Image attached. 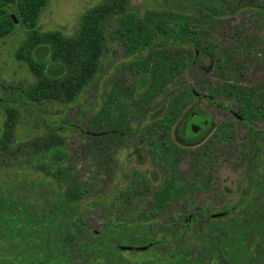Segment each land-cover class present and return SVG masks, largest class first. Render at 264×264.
<instances>
[{
  "label": "trees",
  "instance_id": "obj_1",
  "mask_svg": "<svg viewBox=\"0 0 264 264\" xmlns=\"http://www.w3.org/2000/svg\"><path fill=\"white\" fill-rule=\"evenodd\" d=\"M49 1L0 0V39L17 27L24 29L25 37L14 56L27 65L35 79L33 83L0 82L9 95L0 96L5 113L0 131V167L12 166L29 156H54L56 150H62L65 141L59 128L48 124L43 127V135L15 144L20 118L17 104L36 107L54 102L67 107L76 102L96 82L110 40L117 44L122 59L127 60L115 66L110 90L104 93L102 105L83 128L82 151L91 156L96 171L109 172L115 165L117 147L126 138L139 137L148 142L149 154L154 160L157 158L155 162L166 174L162 185L152 192V202L134 222H106L97 229L76 210L79 202L99 194L93 193V184L77 170L73 155L65 151L64 163L58 166L42 162L40 170L60 186L49 211L22 214L6 208L10 219H23L40 236L37 243L41 253L32 264H264L263 220L254 218L250 230L256 238L245 244L235 231L216 225L221 218L212 217L207 207L184 202L195 188L210 183L212 163L218 158L240 157L247 162L248 175L254 170L258 143L264 138V127L258 124L264 121V83L249 86L244 82L254 48L245 27L226 29V42L215 41L214 33L224 28L229 15L250 11L264 17V0H197L192 4L193 14L171 10L139 14L131 10V0H102L81 16L77 31L69 36L57 30L39 31L38 18ZM40 46L49 48L51 63L61 67L59 74L49 75L47 63L35 58L34 52ZM204 53L209 55L217 79L187 81L186 73L206 69L198 60ZM125 75L130 80L127 86ZM144 76L148 84L135 97L136 82ZM196 86L201 92L195 90ZM203 97L220 107L226 118L216 123L214 131L199 145L181 148L171 139V126L187 101ZM220 99L227 101L226 105L220 104ZM153 101L165 107L163 116L140 132L138 126L132 129L130 118L139 111L142 115ZM192 114L195 112L185 117L182 131L195 136L200 133L191 132ZM238 127L245 130L240 138L236 135ZM183 157L190 159L191 179L187 181L176 173ZM192 178L199 182L190 181ZM144 189L146 184L136 183L122 190L116 197L118 205L125 206ZM173 202L184 203L177 220L163 216ZM2 207L5 209V205ZM234 208L223 210L225 214L220 217ZM60 216L70 222L67 227L59 223ZM54 222L58 228L52 229ZM45 223L51 229L44 230ZM58 229L61 232H55ZM192 231L208 244L209 260L199 249H190L178 241ZM81 235L86 239L83 248L78 249ZM253 242L259 247L255 260ZM136 245L146 246L147 250L128 249Z\"/></svg>",
  "mask_w": 264,
  "mask_h": 264
},
{
  "label": "rangeland",
  "instance_id": "obj_2",
  "mask_svg": "<svg viewBox=\"0 0 264 264\" xmlns=\"http://www.w3.org/2000/svg\"><path fill=\"white\" fill-rule=\"evenodd\" d=\"M102 0H50L40 12L38 18L39 31L57 30L64 35H73L79 25L81 16L91 7ZM197 0H131V10L142 14L146 11L171 10L181 13L193 14L192 4ZM245 27L246 36L253 45L252 61L245 70L244 82L253 86L264 83V17L255 15L250 11L229 15L224 28L214 33L215 41H225L223 32ZM25 37V31L21 27L0 39V82H34L24 62L18 61L14 52ZM34 56L47 63L46 72L49 75H57L61 67L51 63L49 48L38 47ZM122 59L119 48L113 41H108L106 52L101 61V71L97 75L96 82L84 91L76 102L65 107L58 103H44L40 106L24 107L17 104L20 118L16 126L15 144L22 143L43 135V127L48 124L59 128L57 131L64 138L62 150H56L54 156L50 153L43 156H29L12 166L0 167V264H32L35 257L41 253L37 236L31 230V224L19 218L17 222L10 219L6 208L17 213L34 214L48 212L60 186L47 174L40 170V164L46 162L52 166H58L63 162L65 151L70 152L76 159L77 170L84 180L94 186L96 197H90L79 202L76 210L83 218L88 220V225L102 229L108 223L134 222L140 212L152 202V192L160 187L165 178V171L154 157L148 152V142L139 137L126 138L124 143L115 151V165L107 172L105 169H96L92 165L91 156L83 152L81 139L83 128L87 127L90 115L99 110L104 100V93L108 92L114 79L115 66ZM200 63L206 69H195L185 74V79L191 83L200 82L203 78L216 80L213 67L208 54L198 57ZM125 85L130 82L129 75H125ZM148 84L147 77H141L136 82L135 97L141 95ZM195 90L201 92L196 86ZM7 96L0 84V96ZM6 96V97H7ZM219 100V98H218ZM221 100V99H220ZM226 105V102L220 101ZM176 123L171 126V139L181 148H194L203 142L215 129L216 123L226 118L221 108L211 103L208 98L192 99L185 103ZM207 116L209 125L199 135L184 134L183 122L189 112ZM165 107L159 106L156 101L147 105V110L140 115V111L133 115L129 124L132 129L138 126L140 130L148 123L163 116ZM5 118L2 105H0V131ZM264 127V121L258 123ZM244 128L238 127V138L244 135ZM248 155H246L247 157ZM43 164V163H42ZM247 162L240 157L218 158L212 163L211 181L206 186L195 188L186 195L185 203H191L197 207H207L212 213L220 212L235 206L216 225L230 228L239 235L243 243H251L256 238L250 230V224L254 218L264 221V138L258 143V154L254 170L251 175L247 173ZM190 159L183 157L176 168L180 179H191ZM96 175V178H92ZM188 178V179H187ZM199 182L198 179L190 180ZM136 183L146 184L142 194L137 193L125 206H119L117 195ZM5 205L4 207H2ZM184 206L183 202L170 203L165 218L177 220L179 209ZM60 224L67 227L70 224L65 216H60ZM55 226V222L51 224ZM49 229L48 223L42 225ZM264 229V224L261 226ZM50 228V229H51ZM59 230V229H58ZM57 233L61 232L55 231ZM264 234V230H262ZM41 234V232H40ZM42 235V234H41ZM86 236L81 235L77 242L78 249L83 248ZM190 249H199L205 255L206 260L211 257V251L207 243L201 241L197 233L185 234L178 240ZM138 246V245H136ZM255 249L253 259L256 257L257 244L251 245ZM253 249V250H254ZM147 249L143 250L146 251ZM139 251V252H143ZM147 256V255H146ZM133 258V256L131 257ZM92 264V263H88Z\"/></svg>",
  "mask_w": 264,
  "mask_h": 264
},
{
  "label": "flooded vegetation",
  "instance_id": "obj_3",
  "mask_svg": "<svg viewBox=\"0 0 264 264\" xmlns=\"http://www.w3.org/2000/svg\"><path fill=\"white\" fill-rule=\"evenodd\" d=\"M192 118L194 122L191 123V132L193 134L201 133L205 128L209 125V119L207 116L199 115V114H192Z\"/></svg>",
  "mask_w": 264,
  "mask_h": 264
},
{
  "label": "water",
  "instance_id": "obj_4",
  "mask_svg": "<svg viewBox=\"0 0 264 264\" xmlns=\"http://www.w3.org/2000/svg\"><path fill=\"white\" fill-rule=\"evenodd\" d=\"M225 214V211H220V212H214L211 214L212 217H220ZM146 248V246H130L128 249L133 250V251H142Z\"/></svg>",
  "mask_w": 264,
  "mask_h": 264
}]
</instances>
